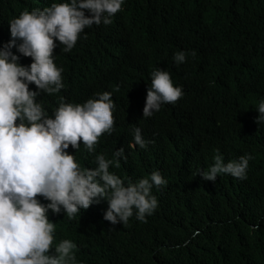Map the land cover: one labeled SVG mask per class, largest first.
I'll return each mask as SVG.
<instances>
[{"label": "trees", "instance_id": "1", "mask_svg": "<svg viewBox=\"0 0 264 264\" xmlns=\"http://www.w3.org/2000/svg\"><path fill=\"white\" fill-rule=\"evenodd\" d=\"M62 2L70 0H0V48L24 10ZM122 9L110 25L85 28L69 52L56 41L54 63L63 69L64 87L41 93L37 102L53 116L62 100L83 104L111 92L113 132L99 138L95 153L82 141L66 151L82 168H95L97 155L114 159L123 147L126 161L116 158L120 167L110 165V172L127 184L159 171L167 184L153 187L158 207L147 222L133 215L127 224H111L104 219L106 199L74 219L49 209L56 225L51 253L69 239L78 264H264V122H256L264 100V0H124ZM19 43L10 51L30 66ZM180 51L186 61L177 64ZM157 69L168 71L184 95L144 117ZM135 128L146 148L130 147ZM217 152L226 162L250 155L247 178L204 180L199 173Z\"/></svg>", "mask_w": 264, "mask_h": 264}, {"label": "clouds", "instance_id": "2", "mask_svg": "<svg viewBox=\"0 0 264 264\" xmlns=\"http://www.w3.org/2000/svg\"><path fill=\"white\" fill-rule=\"evenodd\" d=\"M123 4L124 0H70L43 10H24L10 22L12 39L0 48V264H78L72 240H62L51 253L56 225L48 218L49 209L55 214L63 209L74 219L81 209L106 199L109 207L104 219L116 225L127 224L133 215L147 222L146 217L158 207L152 189L167 184L159 171L127 184L109 171L110 165L120 167L116 158L126 161L123 147L114 152V159L97 155L95 168H82L75 155L66 151L70 145L78 150L82 141L88 153H95L99 138L113 132L111 92L83 104L62 100L53 116L37 102L41 93L54 94L64 87L63 69L54 63L56 41L64 45L63 51H71L85 28L110 25ZM17 40L18 51L32 58L30 66L21 65L20 57L10 51ZM191 54L196 55L195 51ZM174 61L185 62L186 53L177 52ZM29 84L37 90H30ZM183 95L168 71H153L143 116L151 117L163 104H175ZM256 109L260 124L264 100ZM147 143L141 129L135 128L130 147L146 148ZM251 159L242 155L226 162L217 152L210 168L199 174L212 182L218 174L243 180ZM38 196L50 203L42 204Z\"/></svg>", "mask_w": 264, "mask_h": 264}, {"label": "bare ground", "instance_id": "3", "mask_svg": "<svg viewBox=\"0 0 264 264\" xmlns=\"http://www.w3.org/2000/svg\"><path fill=\"white\" fill-rule=\"evenodd\" d=\"M63 212H64V211H63ZM63 212H62V213H63ZM63 215H64V213H63Z\"/></svg>", "mask_w": 264, "mask_h": 264}]
</instances>
